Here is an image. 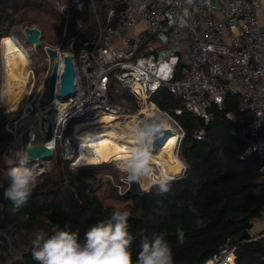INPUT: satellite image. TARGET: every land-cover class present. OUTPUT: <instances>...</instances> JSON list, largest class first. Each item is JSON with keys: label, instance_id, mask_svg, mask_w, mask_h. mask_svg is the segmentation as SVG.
<instances>
[{"label": "built area", "instance_id": "obj_1", "mask_svg": "<svg viewBox=\"0 0 264 264\" xmlns=\"http://www.w3.org/2000/svg\"><path fill=\"white\" fill-rule=\"evenodd\" d=\"M43 1L51 4L67 23L70 19L79 21L76 9H82L84 0ZM89 1L96 12L94 41L78 51L73 48L76 35L66 41L67 50L62 49L65 40L63 44L46 43L43 51L48 55V65L37 88L32 56L38 58V46L32 44L27 49L31 75L25 99L29 106L20 108L13 118H6L9 141L5 159L17 157V153L27 155L29 143L44 144L54 155L60 150L61 159L78 172L75 163L82 133L74 132L77 123L113 115L117 118L112 124L124 126L148 103L161 110L152 101L161 88L183 100L186 110L209 122L210 108H222L226 91L231 88L240 96L241 113L229 112L227 117L238 122L243 135L251 138L249 152L257 155L259 171L264 176V0H118L127 4L117 19L116 7H109L106 24L97 14L96 1ZM140 23L144 29L136 32ZM48 48L58 50L60 55L53 93L48 90L53 66ZM66 55L74 60L76 92L64 99L59 96V78ZM112 81L129 93L135 108L129 107L126 100L122 104L115 102L110 91ZM42 86L44 90L40 92ZM164 113L179 128L180 151L185 132L169 112ZM176 113L181 114L182 109ZM144 115L139 113L138 118ZM38 126L42 135L37 133ZM15 131L19 135L17 151ZM194 136L203 140L205 129ZM48 160L29 159L28 163L41 166ZM116 167L121 172L117 187L123 195L129 190L128 182L126 174ZM257 220L263 223V228L252 234L253 240L264 237V211ZM235 261L236 247L227 245L205 264H235Z\"/></svg>", "mask_w": 264, "mask_h": 264}, {"label": "trees", "instance_id": "obj_2", "mask_svg": "<svg viewBox=\"0 0 264 264\" xmlns=\"http://www.w3.org/2000/svg\"><path fill=\"white\" fill-rule=\"evenodd\" d=\"M23 1L0 0V41L11 37L16 12L26 6L47 7L43 0ZM98 1L105 6L103 0ZM126 4L118 1L113 5L116 19ZM89 9V0L83 1L82 9H76L84 28H70L69 36L73 32L76 35L74 51L90 46L95 39L97 24H84ZM152 101L169 112L185 132L181 144L185 174L170 183L164 193L159 186L143 191L135 183L123 195L114 192L111 197L125 203L117 207L106 204L101 177L74 172L59 158L58 169L38 179L27 203L18 210L4 198L9 184L4 175L0 177V235L9 242L0 237V256L12 253V264H36L32 242L40 231L50 234L68 226L82 239L92 226L109 219L115 209L127 208L132 213L130 232L135 236L133 261L144 238L151 240L163 234L172 248L173 264H205L232 238H236L235 264H264V237L253 240L243 236L264 211V184L259 181L262 175L257 155L249 152L251 138L243 135L238 122L227 117L229 112L241 113L240 96L229 94L222 108L212 106L209 122L184 109L181 100L166 88L158 90ZM177 109L182 113L177 114ZM201 129H205V138L197 140L194 135ZM177 228L183 229L182 242Z\"/></svg>", "mask_w": 264, "mask_h": 264}, {"label": "clouds", "instance_id": "obj_3", "mask_svg": "<svg viewBox=\"0 0 264 264\" xmlns=\"http://www.w3.org/2000/svg\"><path fill=\"white\" fill-rule=\"evenodd\" d=\"M170 117L158 112L152 116L138 118L128 130L126 140L130 141L128 154L121 162L122 171L129 184H141L153 172V150L158 139L168 130ZM28 156L17 153L18 166L8 171L9 184L4 198L15 209L24 206L38 179L34 169L27 167ZM169 174H161L153 180L161 193L169 190ZM131 210L117 208L107 220L92 226L82 239L69 227L57 229L50 234L40 231L32 242V259L36 264H173V253L164 235H156L141 241L140 251L133 261L132 242L135 236L130 232ZM179 240L184 239L182 228H177Z\"/></svg>", "mask_w": 264, "mask_h": 264}, {"label": "rangeland", "instance_id": "obj_4", "mask_svg": "<svg viewBox=\"0 0 264 264\" xmlns=\"http://www.w3.org/2000/svg\"><path fill=\"white\" fill-rule=\"evenodd\" d=\"M22 2H24L22 0ZM97 14L100 17L102 23L106 24V17H107V11L109 6H113L114 4H117L118 0H103L104 7L100 4V2L97 0ZM45 3V2H44ZM47 6L46 8H41L37 6H26L21 11L15 13V24L11 27L9 35L10 38L16 40V42L19 44V47L21 49H29L32 45L29 43L26 39V33H25V27L26 26H34L38 27L41 30V44L38 46V49L36 50V55L38 56H32L33 63H34V76L36 80L35 88L39 86V82L41 81V78L43 76L44 70L48 65V55L43 51V46H45L46 43H53V44H63L62 41L65 40L63 50H67L69 45L66 44V41H69L72 36L75 35V32H73L69 36L70 28L72 27L74 31L83 29L84 27L81 21V17L79 16V21H75L74 19H70V21L67 23L64 16H62L51 4L45 3ZM77 13V12H76ZM78 14V13H77ZM74 23V25H73ZM96 23V12L93 11L91 8L89 9V16L88 20L84 23L85 25H91ZM66 27V28H65ZM144 29V25L140 23L137 26V31H141ZM66 30V32H65ZM64 35V36H63ZM69 36V37H68ZM41 63V64H40ZM17 72H19V76L21 75L20 83L23 88V100L25 101V93L27 90L30 89V85L27 86L26 84L25 90L24 86L22 85L21 80L24 81L27 80V73L29 72L30 67L26 64L25 67L23 65L19 66ZM4 81H5V66H4V57H3V50L1 46L0 41V177L8 176V171L15 166H18V161L16 155L12 157L11 159H5V154L8 153V150L6 148L7 143L9 141L8 139V131L6 127H8L6 122V117H8V113L11 109L14 107H10L7 111H4ZM36 90V89H35ZM34 90V91H35ZM111 94L113 95V98L115 102L122 104L124 103V100H126L127 105L131 108L136 107V103L134 99L129 95V93H126L122 90L120 84L117 81L111 82ZM61 97V95L59 94ZM180 99V98H179ZM181 100V99H180ZM182 106L185 109V104L183 100H181ZM6 116V117H5ZM145 118V115L142 117ZM171 127L174 128V131L179 133V128L177 124L172 121ZM101 133L106 132L107 137L114 136L112 138H117L116 132H110L105 130H100ZM67 134H70V131L67 132ZM124 137V136H123ZM125 138V137H124ZM172 138V137H171ZM127 142L130 144V141L127 140ZM162 148H158L156 153H153L154 157H159V154L161 152ZM179 156L186 165L185 161L181 157V148L179 151ZM61 158V151L58 150L53 158L46 161L41 166H34L33 164L28 163L26 166L29 168H32L37 173V179H40V177L50 173L52 170L58 169V159ZM62 160V159H61ZM64 161V160H62ZM65 162V161H64ZM187 166V165H186ZM75 172V171H74ZM87 172H90V174H94L98 177H101L102 180H104V187L101 190V194L103 196H107L105 202L106 204L115 205L117 207H123L125 205L124 202L121 200L116 199L117 197H111V194L114 192H119V188L117 187L119 177L121 176L120 170L116 167L115 164L105 165L101 167H92L87 170ZM160 175V168L158 165L153 164V172L150 175L148 179L145 181H142L139 185L140 189L143 191H149L153 187L159 186L156 183H153L154 178ZM183 176V175H182ZM181 176V177H182ZM180 177V178H181ZM133 183L126 184L127 188H131ZM117 190V191H116ZM1 234V233H0ZM7 243L9 242L8 239ZM9 256H15V254H10L7 256H0V264H12L11 259Z\"/></svg>", "mask_w": 264, "mask_h": 264}, {"label": "bare ground", "instance_id": "obj_5", "mask_svg": "<svg viewBox=\"0 0 264 264\" xmlns=\"http://www.w3.org/2000/svg\"><path fill=\"white\" fill-rule=\"evenodd\" d=\"M1 46L3 50L4 66H5V81H4V111H7L10 107H14L8 113V117L13 118L20 108H26L29 103L27 100H23V88L21 86L19 75L17 72V66L19 62L25 67L27 64L29 66L30 59L28 57V51L22 50L18 47L16 40L12 38L4 37L1 40ZM27 50V49H26ZM31 72L27 73L28 82L30 80ZM22 78V76H21ZM20 78V79H21ZM24 90L27 80H21ZM44 86L41 87L40 92H43ZM163 112L162 110L155 109L153 103L147 106H143L139 113H144L145 117L152 116L155 113ZM133 114L127 124L124 126L112 121L117 117L113 115H106L100 117L92 122H82L77 123L74 128V132L82 135L79 137L80 141V151L77 157L75 165L77 168L83 166H91L96 164L106 163L107 165L115 164L118 165L122 170L121 162L126 158L128 154L129 143L124 138L128 135V130L134 126V123L138 119V114ZM40 113L37 114L39 117ZM28 116V114H24ZM169 117V116H168ZM172 120L170 118L169 129L173 130V134L170 135L163 143V146L171 141V143L162 151L161 157L157 158L153 156L152 164L158 165L161 174H169L175 177V179L180 178L183 175L186 165L179 156V139L180 134L174 131L171 127ZM32 126L36 125L32 123ZM37 133L42 135L41 129L38 126ZM116 132L117 138L107 137L105 133H101L100 130ZM124 136V137H123ZM172 137V138H171ZM16 145L14 150H18L19 135L15 131ZM38 140V139H37ZM38 142V141H37ZM114 142V143H113ZM156 153V151H153ZM159 176V175H158ZM157 176V177H158ZM155 179V177H153Z\"/></svg>", "mask_w": 264, "mask_h": 264}, {"label": "water", "instance_id": "obj_6", "mask_svg": "<svg viewBox=\"0 0 264 264\" xmlns=\"http://www.w3.org/2000/svg\"><path fill=\"white\" fill-rule=\"evenodd\" d=\"M25 33H26V39L29 43L37 45V46L41 44L42 35H41V30L38 27L26 26ZM48 52L50 53V55L53 56L52 71L48 79V90L50 93H53L55 84H56L57 75H58V70L60 68V55H59V51L53 48H48ZM63 64H64L63 69L61 71L60 78H59V83H60L59 94L61 95L62 98L67 99L70 96L74 95L76 92V88H75L76 68H75L74 60L71 55L64 56ZM234 93H235L234 90H232L231 88L227 89L225 98L227 97L228 94H234ZM173 133H174L173 130L168 128V130L165 132L163 137H161L160 139L156 141L153 151H157V149L163 145L164 141ZM183 138L181 139V144H182ZM27 156L29 159H51L54 156V151L44 144L37 145V144L29 143L27 145ZM105 165L107 164L102 163V164H96V165H91V166H83L77 169H78V172L90 173V172H87L89 168H92L93 166L101 167ZM186 169H187V166L185 167L183 175L185 174ZM178 179H173L170 181V183ZM259 181L260 183L264 184V176H261ZM243 236L245 238L250 239L252 238V233L250 232V230H246L244 231ZM0 237L7 243V240H6L7 238L4 235H0ZM235 241H236V238L230 239L229 245H234Z\"/></svg>", "mask_w": 264, "mask_h": 264}, {"label": "crops", "instance_id": "obj_7", "mask_svg": "<svg viewBox=\"0 0 264 264\" xmlns=\"http://www.w3.org/2000/svg\"><path fill=\"white\" fill-rule=\"evenodd\" d=\"M18 47H19V44H18ZM22 50L27 51V50H25V49H22ZM20 65H21V63L19 62L18 66H17V71H18ZM18 73H19V72H18ZM18 75H19V74H18ZM19 77H20V76H19ZM19 80H20V78H19ZM173 139H174V138H173ZM173 139H172V140H173ZM172 140H171V141H172ZM171 141L167 144V146L171 143ZM113 143H114V142H113ZM167 146H165L163 149H161V152H160V154H159V157H157V158H160V157H161L162 151L165 150ZM262 228H263V223H262L261 221H258V220L256 219V220L254 221V223H253V227L250 229V232H251L252 234H257Z\"/></svg>", "mask_w": 264, "mask_h": 264}]
</instances>
